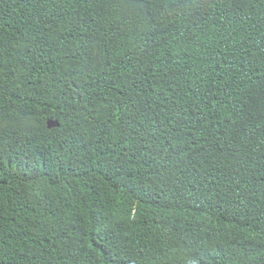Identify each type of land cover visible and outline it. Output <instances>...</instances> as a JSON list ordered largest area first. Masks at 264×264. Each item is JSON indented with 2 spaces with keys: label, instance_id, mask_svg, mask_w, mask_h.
<instances>
[{
  "label": "trees",
  "instance_id": "16d2710c",
  "mask_svg": "<svg viewBox=\"0 0 264 264\" xmlns=\"http://www.w3.org/2000/svg\"><path fill=\"white\" fill-rule=\"evenodd\" d=\"M0 264H264V0H0Z\"/></svg>",
  "mask_w": 264,
  "mask_h": 264
},
{
  "label": "water",
  "instance_id": "95a60500",
  "mask_svg": "<svg viewBox=\"0 0 264 264\" xmlns=\"http://www.w3.org/2000/svg\"><path fill=\"white\" fill-rule=\"evenodd\" d=\"M47 123H48V126L50 128L60 126V122L58 120L53 119V118H50Z\"/></svg>",
  "mask_w": 264,
  "mask_h": 264
},
{
  "label": "clouds",
  "instance_id": "9594fccd",
  "mask_svg": "<svg viewBox=\"0 0 264 264\" xmlns=\"http://www.w3.org/2000/svg\"><path fill=\"white\" fill-rule=\"evenodd\" d=\"M56 120V119H55Z\"/></svg>",
  "mask_w": 264,
  "mask_h": 264
}]
</instances>
